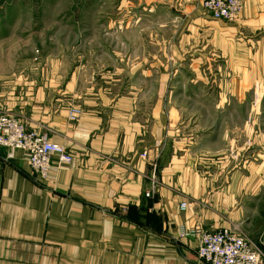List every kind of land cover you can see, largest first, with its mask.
<instances>
[{"label": "crops", "instance_id": "crops-1", "mask_svg": "<svg viewBox=\"0 0 264 264\" xmlns=\"http://www.w3.org/2000/svg\"><path fill=\"white\" fill-rule=\"evenodd\" d=\"M243 2L237 22L210 28L211 48H189L194 86L203 62L215 66L220 87L248 85L247 39L264 34V0ZM79 84L73 72L11 108L74 161L48 185L23 152L0 148V264H205L182 227H238L264 256V127L226 125L232 94L216 97L223 122L203 133L201 112L171 107L172 94L116 97ZM185 98L178 101L201 102ZM71 108L82 111L76 122Z\"/></svg>", "mask_w": 264, "mask_h": 264}, {"label": "rangeland", "instance_id": "rangeland-1", "mask_svg": "<svg viewBox=\"0 0 264 264\" xmlns=\"http://www.w3.org/2000/svg\"><path fill=\"white\" fill-rule=\"evenodd\" d=\"M204 2L0 0V111L14 114L11 108L26 92L62 86L76 72L82 92L99 90L116 97L172 94L171 107L191 115L201 112L195 126L203 133L223 122L214 112L219 105L216 97L224 94L234 96L227 105L234 116L226 125L235 129L247 121L250 127H264V34L247 39L248 85L220 87L215 66L206 62L200 85L190 81L189 48H211L210 28L223 30L243 12L232 22L217 20ZM205 17L211 23L201 19ZM204 53L205 59L211 58L208 50ZM161 80L169 84L162 87ZM190 95L201 102L178 101Z\"/></svg>", "mask_w": 264, "mask_h": 264}, {"label": "built area", "instance_id": "built-area-1", "mask_svg": "<svg viewBox=\"0 0 264 264\" xmlns=\"http://www.w3.org/2000/svg\"><path fill=\"white\" fill-rule=\"evenodd\" d=\"M204 8L214 19L232 22L239 18L243 1L205 0ZM79 115L78 108H71L70 121H75ZM0 148L23 152L32 173L48 185H53L60 170L74 161L65 146L52 142L47 133L27 128L21 119L5 111H0ZM146 156L147 153L141 154L143 159ZM154 187L147 196L152 195ZM188 206L187 202H182L180 209L184 211ZM180 236L197 241L198 256L205 264H264L263 254L238 227L219 230L182 227Z\"/></svg>", "mask_w": 264, "mask_h": 264}]
</instances>
